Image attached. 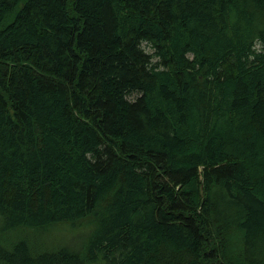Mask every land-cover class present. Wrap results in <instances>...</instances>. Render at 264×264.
Instances as JSON below:
<instances>
[{
    "label": "trees",
    "instance_id": "1",
    "mask_svg": "<svg viewBox=\"0 0 264 264\" xmlns=\"http://www.w3.org/2000/svg\"><path fill=\"white\" fill-rule=\"evenodd\" d=\"M0 264H264V0H0Z\"/></svg>",
    "mask_w": 264,
    "mask_h": 264
},
{
    "label": "rangeland",
    "instance_id": "2",
    "mask_svg": "<svg viewBox=\"0 0 264 264\" xmlns=\"http://www.w3.org/2000/svg\"><path fill=\"white\" fill-rule=\"evenodd\" d=\"M80 228L74 227L69 223H63L56 226L55 230L39 234L43 239H70L75 233L82 234V231H78ZM86 229V228H85Z\"/></svg>",
    "mask_w": 264,
    "mask_h": 264
},
{
    "label": "water",
    "instance_id": "3",
    "mask_svg": "<svg viewBox=\"0 0 264 264\" xmlns=\"http://www.w3.org/2000/svg\"><path fill=\"white\" fill-rule=\"evenodd\" d=\"M202 193H203V191H202Z\"/></svg>",
    "mask_w": 264,
    "mask_h": 264
}]
</instances>
